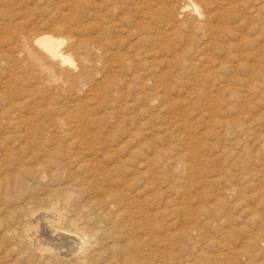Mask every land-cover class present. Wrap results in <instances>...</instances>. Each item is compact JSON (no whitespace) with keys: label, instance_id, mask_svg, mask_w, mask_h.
<instances>
[{"label":"rangeland","instance_id":"obj_1","mask_svg":"<svg viewBox=\"0 0 264 264\" xmlns=\"http://www.w3.org/2000/svg\"><path fill=\"white\" fill-rule=\"evenodd\" d=\"M78 1L81 0H0V95L7 93L11 85L23 94L34 91L43 108L51 96L41 86L34 87L36 82L27 73L20 68L18 73L15 64L7 63L5 57L16 55L14 39L11 40L15 31L27 35L53 33L55 24L67 21L74 30L90 25L89 32L82 33V37L91 38L97 36L99 23L107 25L108 20L121 23L120 31L113 32L112 26L108 27L109 32L103 38L115 40L122 54L135 52L138 47H141L138 52L152 50L143 63L134 65L133 71L136 70L140 81L130 88L117 83L100 90V76L94 74L81 93L69 91L55 96L58 107L63 105L70 112L81 107L93 117L95 123L88 127V134L93 137V153L109 167L119 166V172L110 181L111 188L117 193L130 188L134 193L140 191L137 198L144 202L141 212L145 216L157 215L161 244L158 249L150 244L151 256L145 264H264V0H216L212 8L211 0H193L198 4L204 2L202 12L215 14L208 19L209 32H192L186 27L177 28L168 36L161 34L166 32L163 14L152 20L147 15L144 23L147 27L133 29L134 23H140L141 19L135 15V8L149 9L139 7L143 0L123 1V12L128 13L126 18L133 21L131 24L125 16L122 17L126 21H120L121 15L101 17V22L89 20L86 11L77 14L73 8ZM148 1L153 6L164 4L161 6L168 12L183 4L182 0ZM95 3L99 6L98 0ZM223 8L221 16L219 9ZM82 10L92 13L88 4ZM187 14L181 20L190 23ZM219 25L228 33L226 44L237 48L223 47L225 43L215 39L213 31ZM139 34H144L146 41L151 38L152 44L136 40ZM211 40L217 42L216 48ZM220 63H226L228 70H218ZM113 76L123 81L126 73L117 69ZM142 83L145 86L140 91ZM138 93L141 101L136 99ZM1 96L0 150H3L11 145L4 142L5 133L18 135L13 130L16 124L8 122V114L3 111ZM73 101L80 102L73 105ZM17 113L21 117L33 116L22 107ZM54 116L51 113L34 121L39 125L43 120L45 124ZM226 121L238 125L224 128L222 123ZM55 141L60 152L56 156L63 167L81 177L73 160L79 157L80 149L60 139ZM23 156L19 152L13 157ZM107 157L119 160L109 163ZM103 185L108 186V182ZM38 219L44 223L48 217ZM52 235L56 234L49 233L46 238ZM151 238L142 236L145 246ZM133 239L125 242L117 238L116 246L129 247L136 240ZM83 252L75 255L82 256ZM124 263L129 261L123 262L113 254L110 260L100 261V264ZM9 264L21 263L13 255ZM26 264L36 262L29 260Z\"/></svg>","mask_w":264,"mask_h":264},{"label":"bare ground","instance_id":"obj_2","mask_svg":"<svg viewBox=\"0 0 264 264\" xmlns=\"http://www.w3.org/2000/svg\"><path fill=\"white\" fill-rule=\"evenodd\" d=\"M98 1L99 6L97 3L94 4V0H81L74 3L73 8L76 9L77 14L79 12L83 14V11H86L89 20L101 22V17H120L121 15L122 20L120 21L127 19L130 20V24L133 22L129 17L126 18L128 13L123 12L125 5L123 1L125 0ZM182 1V5L173 7L172 13L162 8L161 5L164 4L153 6L150 1L143 0L139 7L149 9L142 11L137 4L135 5L137 7L135 15H139L141 19L140 23H134L136 26L134 25L133 29H145L147 26L144 23L147 15H149L148 20H152L156 19L159 14H163L166 16L164 26L166 32L162 30L164 32L161 33L164 36L173 33L177 28L186 27L192 32L194 30L207 32L208 19L215 14L202 12L201 4L203 3L204 7V2L198 4L193 0ZM211 1V4H208L212 8L216 0ZM87 4L92 7V13L89 10H82L83 5ZM219 10L222 16L225 10L224 8ZM187 12L191 19L190 23L181 20ZM137 20L139 21V18ZM68 21H70L69 18ZM108 21L107 25L99 23L97 36L91 38L82 37V33L89 32L90 25L74 30L67 21L53 26L51 32L55 34L35 32L27 35L17 31L12 34L11 40L14 39L13 50L16 55L5 57L7 63L15 64L17 70L20 68L23 73L29 75L31 81L36 82L34 87L41 86L43 91L51 96H49V102H45L46 107L43 108L35 97L34 91H25L26 93L23 94L20 90L13 89L11 85L8 91L6 90V94L0 95L5 106L3 111L8 114V122L16 124L13 130L18 135V137H13L15 133H5L3 140L11 145L0 150V264H9V258L13 255L18 257L21 264H26L29 260L36 264H100V261L104 263L110 260L112 254L122 259L123 262L129 261L124 264H145L147 258L151 256L150 247L157 249L160 247L161 238L157 234L160 230L158 217L157 215L145 216L141 212L140 209L144 208V202L142 198H137L141 192L134 193V190L130 188L117 193L111 188L110 181L119 172V166L115 164L109 167L93 153V137L90 133L88 134L89 125L95 123L92 121L93 117L87 115L81 107L79 108L82 111L75 107V110L70 112L71 110H66L63 105L57 106L59 105L57 93L59 95L69 91L74 94L81 93L94 74L100 76V82L98 81V85H101L100 90L104 86L114 87L117 83H123L125 87L130 88L140 81V77L135 74L136 70L133 71L134 65L143 63L146 56L152 54V50H148V53L140 50L138 52L137 50L141 48L138 47L135 52L127 53L126 51L127 54H122L117 50L114 39L110 42L103 38L104 34L109 32L108 27L112 26L113 32L120 31L123 28L122 24L116 22L114 24L112 20ZM132 32L135 31L132 30ZM213 32L215 39L218 38L220 42L225 43L223 47L228 48L229 42L227 44L225 42L228 37L226 30L219 25ZM159 33L160 31L157 34ZM143 35L139 34V39L136 40L152 44V39L149 38L146 41ZM211 45L216 48L217 42L212 41ZM235 47L237 48L236 45H230L229 48ZM117 69L119 72L126 73L123 81L113 76ZM217 69L226 71L228 65L220 63ZM144 86L142 83L139 90L141 91ZM69 87L71 88L68 90ZM140 95L138 93L136 99L141 101L142 99L138 98ZM79 97L82 98V96ZM74 102L76 101H73V105ZM20 107L29 109L35 117L16 115ZM51 113L56 115L55 118H49L45 124L42 123L43 120L39 125L36 124L37 121H34L36 117L49 116ZM235 125H238L237 122L235 124L231 121L222 123L224 128H232ZM56 139H60L63 143L67 142L68 146H77L80 149L78 150L79 157L73 160H75L77 170L81 171V177L72 172L68 173L63 167L61 160L56 156L60 153ZM33 146H35L34 149H32ZM19 152L24 153L25 156L13 157ZM38 160L39 162H36ZM106 160L114 163L119 159L107 157ZM106 182L108 186L105 187L103 184ZM84 214L87 217H83ZM41 216H47L48 220L41 223L38 219ZM112 216L115 217L113 220ZM49 233L56 235L46 238ZM62 233L72 235L71 237L74 236V238H68ZM142 236L152 237L147 246L143 243ZM117 238L125 242H131L133 238L136 240L133 244H129V247L121 249L116 246ZM81 250L84 251V255L83 253L82 256L75 255ZM156 251L155 256L158 258L159 254ZM136 258L139 259L135 260Z\"/></svg>","mask_w":264,"mask_h":264}]
</instances>
